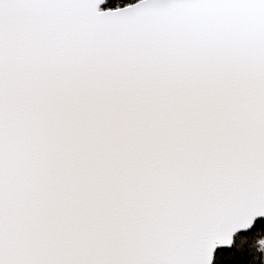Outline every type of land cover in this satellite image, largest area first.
I'll use <instances>...</instances> for the list:
<instances>
[{
  "label": "snow or ice",
  "instance_id": "snow-or-ice-1",
  "mask_svg": "<svg viewBox=\"0 0 264 264\" xmlns=\"http://www.w3.org/2000/svg\"><path fill=\"white\" fill-rule=\"evenodd\" d=\"M0 264H264V0H0Z\"/></svg>",
  "mask_w": 264,
  "mask_h": 264
}]
</instances>
